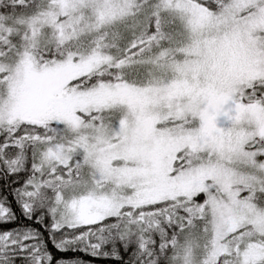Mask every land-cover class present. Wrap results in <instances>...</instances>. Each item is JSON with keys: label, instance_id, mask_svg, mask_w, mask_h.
Masks as SVG:
<instances>
[{"label": "snow or ice", "instance_id": "obj_1", "mask_svg": "<svg viewBox=\"0 0 264 264\" xmlns=\"http://www.w3.org/2000/svg\"><path fill=\"white\" fill-rule=\"evenodd\" d=\"M49 241L264 264V0H0V264Z\"/></svg>", "mask_w": 264, "mask_h": 264}, {"label": "trees", "instance_id": "obj_2", "mask_svg": "<svg viewBox=\"0 0 264 264\" xmlns=\"http://www.w3.org/2000/svg\"><path fill=\"white\" fill-rule=\"evenodd\" d=\"M32 227L34 228H40L39 224H33ZM45 236H47V233H45ZM49 249L54 253V255H56L57 259H78L82 262V264H116L115 261L111 260V259H106L103 257H92L89 256L83 252H78V253H67V254H63V253H59L57 252V250L54 248V246L52 245V243L49 241Z\"/></svg>", "mask_w": 264, "mask_h": 264}]
</instances>
